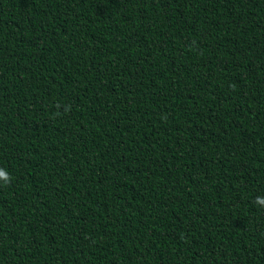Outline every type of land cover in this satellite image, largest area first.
Listing matches in <instances>:
<instances>
[{"label":"trees","instance_id":"obj_1","mask_svg":"<svg viewBox=\"0 0 264 264\" xmlns=\"http://www.w3.org/2000/svg\"><path fill=\"white\" fill-rule=\"evenodd\" d=\"M0 264H264V0H0Z\"/></svg>","mask_w":264,"mask_h":264},{"label":"clouds","instance_id":"obj_2","mask_svg":"<svg viewBox=\"0 0 264 264\" xmlns=\"http://www.w3.org/2000/svg\"><path fill=\"white\" fill-rule=\"evenodd\" d=\"M0 179H3L5 181L8 180V175L4 170H0ZM260 203L264 204V200H261Z\"/></svg>","mask_w":264,"mask_h":264}]
</instances>
